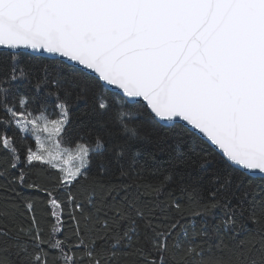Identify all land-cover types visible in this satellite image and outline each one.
Returning <instances> with one entry per match:
<instances>
[{
	"label": "snow or ice",
	"instance_id": "1",
	"mask_svg": "<svg viewBox=\"0 0 264 264\" xmlns=\"http://www.w3.org/2000/svg\"><path fill=\"white\" fill-rule=\"evenodd\" d=\"M0 264H264V0H0Z\"/></svg>",
	"mask_w": 264,
	"mask_h": 264
},
{
	"label": "trees",
	"instance_id": "2",
	"mask_svg": "<svg viewBox=\"0 0 264 264\" xmlns=\"http://www.w3.org/2000/svg\"><path fill=\"white\" fill-rule=\"evenodd\" d=\"M73 135H75V131L73 132ZM77 142H79V141H77ZM64 147H71V148H74L75 147V145L74 144H65V145H63ZM158 155H160L159 153H158Z\"/></svg>",
	"mask_w": 264,
	"mask_h": 264
}]
</instances>
